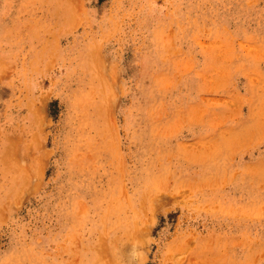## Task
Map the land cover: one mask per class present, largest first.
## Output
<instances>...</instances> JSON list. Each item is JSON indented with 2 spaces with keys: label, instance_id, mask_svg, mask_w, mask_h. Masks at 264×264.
<instances>
[{
  "label": "rangeland",
  "instance_id": "obj_1",
  "mask_svg": "<svg viewBox=\"0 0 264 264\" xmlns=\"http://www.w3.org/2000/svg\"><path fill=\"white\" fill-rule=\"evenodd\" d=\"M0 264H264V0H0Z\"/></svg>",
  "mask_w": 264,
  "mask_h": 264
}]
</instances>
